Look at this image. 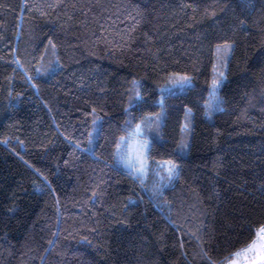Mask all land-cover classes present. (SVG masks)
<instances>
[{
    "label": "trees",
    "instance_id": "trees-1",
    "mask_svg": "<svg viewBox=\"0 0 264 264\" xmlns=\"http://www.w3.org/2000/svg\"><path fill=\"white\" fill-rule=\"evenodd\" d=\"M161 108L141 186L116 146ZM262 226L264 0H0V264H221Z\"/></svg>",
    "mask_w": 264,
    "mask_h": 264
},
{
    "label": "snow or ice",
    "instance_id": "snow-or-ice-1",
    "mask_svg": "<svg viewBox=\"0 0 264 264\" xmlns=\"http://www.w3.org/2000/svg\"><path fill=\"white\" fill-rule=\"evenodd\" d=\"M19 65V62L17 61ZM22 67V66H20ZM37 75H42L39 69L36 70ZM27 79L31 80L32 77H27ZM224 75L221 72L219 74L218 79H214L211 84V92L210 96L213 101H218L220 98L218 96L219 89L222 87L224 81ZM176 84L180 85L181 87H191V78L184 76L180 77ZM139 84L138 82H133L132 91L134 92L133 99L137 102L143 99L139 91ZM161 105L163 106V100L160 101ZM209 108H212V104H209ZM216 110L223 111L222 108H219L217 105ZM210 113H206L209 115ZM129 115H131L129 113ZM93 123H97V121H93ZM128 126L130 131H127L126 136H121L119 143L116 146V152L119 155V160L122 166L127 169V175L134 181H138L141 186H144L145 179L148 175L150 163L149 157L150 154L153 152V146L150 144L148 139L146 138L147 132L151 131L152 128V118L148 117L145 120L141 121V123L136 124L135 126L132 125L131 119L125 122ZM102 131V128L100 129ZM91 143V141H89ZM188 145L185 143L182 145V148H187ZM155 161H152L151 164L155 165ZM162 170H164L167 174V179L169 182L178 176V166L172 162H166L165 164L159 165ZM162 195V193H161ZM264 233V226L257 230V235ZM204 258L208 260V264H214V262L207 257V254H204ZM231 259V258H229ZM221 264H225L224 261H221Z\"/></svg>",
    "mask_w": 264,
    "mask_h": 264
},
{
    "label": "rangeland",
    "instance_id": "rangeland-1",
    "mask_svg": "<svg viewBox=\"0 0 264 264\" xmlns=\"http://www.w3.org/2000/svg\"><path fill=\"white\" fill-rule=\"evenodd\" d=\"M225 46H227V45H224V46L220 45L219 46V47H222L221 49H219V52H220L219 56H222L223 58H224V55L226 52ZM228 56H229V53L226 54V57H228ZM221 72L223 73V75L225 77L226 70L223 68L222 62L217 59L216 65H215L214 71H213L212 81L214 79H218L219 74ZM184 76L190 77L188 75L181 74V73H175V74L171 75V78L169 79V81L161 87L160 101L164 99L163 97L166 93L177 92L179 90L186 88V86L181 87L180 85L176 84V81L180 77H184ZM191 83H192V80H191ZM210 92H211V88H210ZM132 95H134L133 92H132ZM209 99H210V101H208V103H207V113H210V114L207 116L210 118L212 116V109H214V106H215V101L212 100L210 93H209ZM210 103L212 104L211 109L209 108ZM163 113H164L163 108H161V110L159 112H157L155 114H151V115H146L142 119V121H143L148 117L152 118V128H151V131L147 132V136H146V138L148 139V141L150 143H151L152 137L159 135L161 132V127H162V123H163ZM95 121H97V123H95L93 125L92 131H91V141H93L94 139L97 138V133H98V129H99V119L96 118ZM191 125H192V114L190 111H188L186 118H185V122H184V132H183L181 146L185 143L188 145V140H189L188 130H189V128H191ZM126 135H123V136H126ZM186 149L187 148H183V151L185 152ZM115 159L117 161V164L119 166H122V164L120 163L119 155L117 154V152L115 155ZM166 162H172V161L171 160L158 161L156 163V165L154 166V168H155L154 169V171H155L154 176L151 177L150 180H148V184H147L148 188L153 189L155 192H162V190L166 189L175 178L174 177L171 180V182H169L168 179L166 178L167 177L166 172L164 170H162L160 167H158L159 165L165 164ZM172 163H174V162H172ZM230 258L231 259H227L225 261V264H264V233L257 236V238L255 240H253V242H251L250 244L239 249Z\"/></svg>",
    "mask_w": 264,
    "mask_h": 264
}]
</instances>
